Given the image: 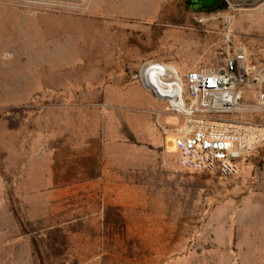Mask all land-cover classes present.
Returning <instances> with one entry per match:
<instances>
[{
  "label": "rangeland",
  "instance_id": "374dc122",
  "mask_svg": "<svg viewBox=\"0 0 264 264\" xmlns=\"http://www.w3.org/2000/svg\"><path fill=\"white\" fill-rule=\"evenodd\" d=\"M238 49L264 67V0H0V264H264V146L239 178L181 169L180 120L138 78Z\"/></svg>",
  "mask_w": 264,
  "mask_h": 264
},
{
  "label": "built area",
  "instance_id": "2783aa9c",
  "mask_svg": "<svg viewBox=\"0 0 264 264\" xmlns=\"http://www.w3.org/2000/svg\"><path fill=\"white\" fill-rule=\"evenodd\" d=\"M149 64L139 72L142 85V72ZM181 84L176 107L166 100L168 110L180 120L174 132L179 167L216 178H239L242 164L264 146V92L257 97L255 110L236 108L242 107L244 87L264 85V67L252 72L245 50L238 49L222 66L188 72Z\"/></svg>",
  "mask_w": 264,
  "mask_h": 264
},
{
  "label": "bare ground",
  "instance_id": "6f19581e",
  "mask_svg": "<svg viewBox=\"0 0 264 264\" xmlns=\"http://www.w3.org/2000/svg\"><path fill=\"white\" fill-rule=\"evenodd\" d=\"M142 81L145 85L171 102L172 107H176L174 99L180 95L182 90L181 78L177 70L171 66L149 64L143 69ZM238 111H244L243 108H236Z\"/></svg>",
  "mask_w": 264,
  "mask_h": 264
},
{
  "label": "flooded vegetation",
  "instance_id": "af4514ba",
  "mask_svg": "<svg viewBox=\"0 0 264 264\" xmlns=\"http://www.w3.org/2000/svg\"><path fill=\"white\" fill-rule=\"evenodd\" d=\"M227 3L220 2L212 9H209L207 7L208 1L207 0H184V5L186 8L190 11H193L195 13H214V12H220L225 11L229 8L230 3H234L236 0H226Z\"/></svg>",
  "mask_w": 264,
  "mask_h": 264
},
{
  "label": "trees",
  "instance_id": "16d2710c",
  "mask_svg": "<svg viewBox=\"0 0 264 264\" xmlns=\"http://www.w3.org/2000/svg\"><path fill=\"white\" fill-rule=\"evenodd\" d=\"M21 227H23V222H20ZM34 245V251L36 254V257L41 261V262H45V260L49 261V256L46 252V250L44 249V245H38L37 243H33Z\"/></svg>",
  "mask_w": 264,
  "mask_h": 264
},
{
  "label": "water",
  "instance_id": "95a60500",
  "mask_svg": "<svg viewBox=\"0 0 264 264\" xmlns=\"http://www.w3.org/2000/svg\"><path fill=\"white\" fill-rule=\"evenodd\" d=\"M207 1H208V5H207V7H208L209 9H212L213 7H215V6H216L218 3H220V2L227 3L226 0H207ZM143 86H144V88H146L148 91L152 92V93H153L158 99H160V100H166V99L162 98L161 96H159V95L156 93V91H154V90H152V89H149L150 87H149L148 85L143 84Z\"/></svg>",
  "mask_w": 264,
  "mask_h": 264
},
{
  "label": "crops",
  "instance_id": "0c3cea01",
  "mask_svg": "<svg viewBox=\"0 0 264 264\" xmlns=\"http://www.w3.org/2000/svg\"><path fill=\"white\" fill-rule=\"evenodd\" d=\"M174 146H175V144H174ZM176 149V148H175ZM176 152H177V150H176ZM177 154H178V152H177ZM178 157H179V155H178Z\"/></svg>",
  "mask_w": 264,
  "mask_h": 264
}]
</instances>
